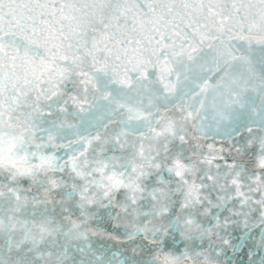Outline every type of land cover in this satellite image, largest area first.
<instances>
[{"label":"snow or ice","instance_id":"obj_1","mask_svg":"<svg viewBox=\"0 0 264 264\" xmlns=\"http://www.w3.org/2000/svg\"><path fill=\"white\" fill-rule=\"evenodd\" d=\"M245 249L264 264V0H0V264Z\"/></svg>","mask_w":264,"mask_h":264},{"label":"water","instance_id":"obj_2","mask_svg":"<svg viewBox=\"0 0 264 264\" xmlns=\"http://www.w3.org/2000/svg\"><path fill=\"white\" fill-rule=\"evenodd\" d=\"M244 251H246V249L245 250H242L241 253L237 255V257H233L232 258L233 264H243V261L246 260V257L243 254ZM229 255H231V253Z\"/></svg>","mask_w":264,"mask_h":264}]
</instances>
